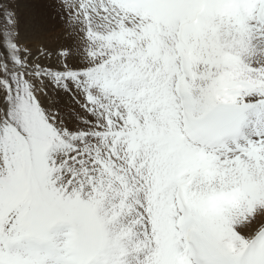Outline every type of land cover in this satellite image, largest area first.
Returning <instances> with one entry per match:
<instances>
[{
	"label": "snow or ice",
	"instance_id": "snow-or-ice-1",
	"mask_svg": "<svg viewBox=\"0 0 264 264\" xmlns=\"http://www.w3.org/2000/svg\"><path fill=\"white\" fill-rule=\"evenodd\" d=\"M6 2L0 264H264V0L239 24L210 20L219 52L184 89L147 52L33 50L4 27ZM67 8L69 25L93 15L83 0ZM97 11L114 33L150 24L114 0ZM220 194L236 199L210 211Z\"/></svg>",
	"mask_w": 264,
	"mask_h": 264
},
{
	"label": "rangeland",
	"instance_id": "rangeland-1",
	"mask_svg": "<svg viewBox=\"0 0 264 264\" xmlns=\"http://www.w3.org/2000/svg\"><path fill=\"white\" fill-rule=\"evenodd\" d=\"M120 1L133 6L135 9L137 8L138 0H136L135 2L130 1L129 3H127L128 1L127 2H124L123 0ZM238 1L240 3L246 4L243 0H238ZM253 1L249 0L248 2L249 5L246 4L245 6L237 5L233 10H226V9H220V10L225 11L227 14L231 16H238L240 19L239 20L240 23L245 18H253L257 15H261V13L258 12L256 8V4H257L256 0L254 1V3ZM84 3L89 8H91L93 12L91 19L89 20L84 16H79L76 18L75 21H73L71 25H69L66 22L68 20V15L71 14L68 13L67 15L68 8L66 7L67 5L70 4L74 6L72 0H7L4 7L5 9L11 8L14 15L12 17L13 23L10 25L5 24L4 27L10 29L13 33L19 30L20 32L19 39L21 43L30 46L33 50L40 46H44L49 49L55 46V49H57L60 46L66 45L68 43V40H71L74 46V51L79 54L82 61L88 60V57L84 55L85 50L91 52H102V51H106L109 45L117 44V43H121L122 46H124L127 51H134L137 53H140L142 51L147 52L149 54L148 56L149 63L153 61H158L161 65L162 68L161 77H160L161 82L162 83L166 82V84L171 88L174 87L172 80L174 81V79L176 80L181 76H184V80H186L187 83L189 79L192 77V75H194L192 69H194L198 63H200L206 57L207 58L214 57L215 54L219 52L220 46L216 41L214 35L212 38H209V33L212 32L211 25L208 26L205 23H203L205 29L202 30V28L200 27L201 31L197 32V36H196L197 40L192 39L195 40L193 42H195V45L198 48L196 49L195 66L189 70V66L190 67L192 66V60L194 59V56L192 57L190 53L191 50H189L190 48L186 47V49L184 48V50H180L178 46H180L181 44L179 40H182V42L185 44L186 42L185 39L186 37H188V35L184 38V40L182 39L183 29L187 25L195 24V22L198 19L197 17L198 14L196 13L193 17V23L189 22L190 15L188 19H183V20H187L186 21L187 25L182 28L181 35H180V31H176L177 24L181 23L182 21V18H179V15L177 13H173L169 15L174 17L175 23L173 22V19L169 17L170 21H165L163 23L156 22L157 25L151 19L144 18V15H142V13H137V15L141 16L143 19L149 20L150 24L147 25L142 30L141 35H133L130 31L123 29L120 30L119 32L114 33L113 29L110 26V22H107L106 18L99 19L101 14L97 10L104 6V2L102 0H89V1H85ZM168 3L172 7L177 3V0H169ZM117 5L121 7L119 4ZM227 7L229 8L228 4ZM211 8H212V12L209 11L207 15H205V18L209 22L215 15L213 7ZM166 9L167 8H165L164 10ZM32 14H34L39 19L41 28L38 31L34 32L33 34L28 35L26 30H27L28 21ZM218 17L220 16L218 15ZM194 18H196V20H194ZM175 24L176 26L174 29ZM89 30L98 31L94 35V41H91L89 37L86 38V33ZM69 33H71V36L68 35ZM173 46L175 48H178L177 52L173 49ZM115 48L118 47H114L112 50H114ZM166 51H169L173 53L175 56H177L179 61L180 58L178 54L181 53L183 60L182 68L183 70L187 71V75H185L179 64L177 66L178 69L182 70V73H180L178 70L179 75H177L176 77L173 76L174 72L166 64V61L168 59V54L166 53ZM187 55L189 57L188 59L189 66L186 64ZM256 55L258 56L261 55L259 59H264V45L262 44L259 45L256 51ZM225 57L228 58H226L225 60L224 59ZM223 59L225 60V62H234L236 60L235 57H232L230 55L229 56L225 55ZM140 62L142 63L143 61L141 60ZM164 64H166V67ZM235 76H236V72L233 71L224 74L221 78L224 79L223 80L224 82L226 80H229L226 82L229 86L231 79L234 78ZM188 88H191V86L188 85ZM53 94L54 93H50V95ZM63 98L65 101L70 103V100L67 96H64ZM227 198L235 201L236 196L235 194H231V195L220 194L211 197L207 202L209 210L216 211L219 207V204L221 202H224V200Z\"/></svg>",
	"mask_w": 264,
	"mask_h": 264
},
{
	"label": "bare ground",
	"instance_id": "bare-ground-1",
	"mask_svg": "<svg viewBox=\"0 0 264 264\" xmlns=\"http://www.w3.org/2000/svg\"><path fill=\"white\" fill-rule=\"evenodd\" d=\"M85 1H89V0H83V2H85ZM102 1L104 2V0H102ZM123 1L127 2L128 0H123ZM168 1L169 0H138L136 9L133 6L129 5V4L121 2L120 0H115L114 2L116 3V5L119 4L121 6L120 8H121L122 11L131 12V13H134L136 15H137V13H142V15H144V18L151 19L155 24H156V22L157 23H163L165 21H170L169 17H171L173 19V22H174V17L173 16H169V15H171L173 13H177L179 15V18H182V21H184V22L181 21V23H179V24L182 25V27H180V28L176 27V31H180V35H181L182 28L187 25V22H186L187 20H183V19H188L189 15H190L189 22L193 23V17L195 15V13L198 14L197 15L198 19L195 22V24L187 25L183 29L182 39L184 40V38L188 35V37H186V39H185L186 40L185 44L182 42V40H179L181 42V44H180V46H178V48L180 50H184V48L186 49V47L190 48L189 49V50H191L190 53H191L192 57L194 56L193 60L190 58L192 60V66L191 67L188 64V60L186 61V64L189 66V70L192 67L195 66L196 49L198 48L195 45V42H193V41L197 40V38H196L197 32L201 31V28H202V30L205 29V26H203V23H205L208 26L210 25V22L207 21V19L205 18V15H207V13L209 11L212 12V8L211 7H213V10L215 12V15L213 16V18L218 17V15L220 17L224 15L223 18L230 19V20L235 21L236 23L239 24V20L240 19H239L238 16H231V15L227 14L225 11H221L220 9L233 10V9H235V7L237 5H243V6L246 5L244 3H240L238 0H177V3L174 6L171 7L169 5ZM254 1H253V3H254ZM129 2L130 1H128L127 3H129ZM256 2H257V0H256ZM72 3L74 4L75 0H72ZM218 3H222V4H225V5L228 4L229 8L228 7L226 8V7L222 6L221 4H219V6H217ZM165 8H167V9L164 10ZM198 24H201V26H200L201 28H196L195 27V25H198ZM158 26H159V24H158ZM175 26H176V24L174 25V29H175ZM40 28H41V25H40L39 19L34 14H32L30 19H29V21H28L27 30H26L27 34L31 35L34 32L38 31ZM97 32H98L97 30H89L87 32L88 37H89V39L91 41H94V35ZM192 39H195V40H192ZM260 44L264 45V41H261ZM114 47H118L121 50L125 49V47L122 46L121 43H117V44L109 45V47H108V49L106 51H111ZM50 49L55 50V46H53ZM166 53L168 54V59L166 61V64L174 72L173 76L176 77L177 75H179V72L182 73V70L178 69V66H177V65L180 64V61L178 60L177 56H175L173 53H171L169 51H166ZM260 57H261V55L260 56L256 55L254 58L259 59ZM187 58L189 59L188 55H187ZM226 58H228V57H225L224 59L226 60ZM162 63H163V60H162ZM166 64H164L165 67H166ZM175 66H177V67H175ZM178 70H179V72H178ZM178 79L180 80V78H178ZM221 80H222V85L224 87V90L227 91L228 84L226 82L229 81V80H226L225 82L223 81L224 79L221 78ZM184 81L183 82L181 81V83H180L182 89H184L185 85L188 84V82L186 83V80H184ZM172 82L174 84L175 79H174V81L172 80ZM189 86H191V85H189ZM224 201L234 202L233 200H230L228 198L225 199Z\"/></svg>",
	"mask_w": 264,
	"mask_h": 264
}]
</instances>
